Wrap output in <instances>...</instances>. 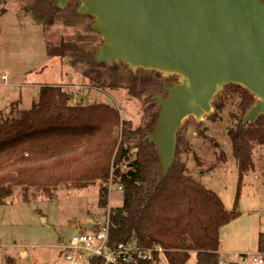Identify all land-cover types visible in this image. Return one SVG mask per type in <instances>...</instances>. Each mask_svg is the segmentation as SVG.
Segmentation results:
<instances>
[{"label":"rangeland","instance_id":"rangeland-1","mask_svg":"<svg viewBox=\"0 0 264 264\" xmlns=\"http://www.w3.org/2000/svg\"><path fill=\"white\" fill-rule=\"evenodd\" d=\"M57 1L1 0L6 12L0 16V121L28 111L37 103L41 87L56 86L69 95L71 106L115 108L120 123H129L131 130L143 129L154 118L156 126L160 101L179 85V78L113 63L100 72L106 87L111 75H116L118 88H96L93 76L84 77L87 67L80 57L67 51L68 45L83 50L99 63L103 41L93 28L94 18L79 13L80 0H70L63 8H58ZM256 2L264 9V0ZM47 44L62 47V57H52ZM134 81L136 95H130ZM240 102L237 89L227 85L212 97L208 114L184 117L175 132L182 145L174 147L172 161L184 165L194 180L219 197L226 211L236 204L238 216L220 230L221 264L237 262L241 255L257 256L259 235L264 234V145L254 147L253 169L240 179L226 135L239 122L252 123L246 118L258 101L254 98L242 112ZM107 185L106 210L98 207L97 184L79 190L60 187L54 200L41 191H16L0 206V264H69L60 250L62 240L99 231L106 226L109 211L122 205L121 188L112 179ZM86 261L83 257L78 264ZM188 264H195L193 254Z\"/></svg>","mask_w":264,"mask_h":264},{"label":"trees","instance_id":"trees-1","mask_svg":"<svg viewBox=\"0 0 264 264\" xmlns=\"http://www.w3.org/2000/svg\"><path fill=\"white\" fill-rule=\"evenodd\" d=\"M5 12L0 7V16ZM67 51L80 57L87 67L84 77L93 76L96 88H118L116 75L104 86L100 72L104 64L69 45ZM47 52L60 58L63 48L47 44ZM133 83L130 95H136ZM231 87L240 96L239 110L246 111L253 96L237 85ZM69 100L60 87L44 86L28 111L0 121V206L18 190L24 194L41 191L54 200L60 187L79 190L97 184L98 207L106 210L107 184L112 179L121 188L122 205L107 215L110 249L134 242L139 251L160 248L167 264H188L191 254L195 264H221L220 230L238 216L236 204L231 212L226 211L219 197L177 161L164 173L153 144L147 141L156 118L143 129L131 130L129 123H120L118 110L111 106H71ZM226 135L241 179L253 169L254 147L264 145V117L248 124L239 122ZM175 141V148L182 145L179 136ZM258 254L264 264V234L259 235ZM87 264L103 261L91 258Z\"/></svg>","mask_w":264,"mask_h":264},{"label":"water","instance_id":"water-1","mask_svg":"<svg viewBox=\"0 0 264 264\" xmlns=\"http://www.w3.org/2000/svg\"><path fill=\"white\" fill-rule=\"evenodd\" d=\"M68 1L58 0V8ZM80 2L79 13L94 18L103 41L99 63H124L180 80L160 101L155 129L147 137L164 173L172 165L182 119L208 114L223 87L237 85L256 98L247 122L264 116V9L256 0Z\"/></svg>","mask_w":264,"mask_h":264},{"label":"built area","instance_id":"built-area-1","mask_svg":"<svg viewBox=\"0 0 264 264\" xmlns=\"http://www.w3.org/2000/svg\"><path fill=\"white\" fill-rule=\"evenodd\" d=\"M1 80H6L2 77ZM67 241V242H66ZM108 222L106 226L99 231H90L79 235H73L60 243L65 260L69 264H78L83 257L87 258L86 264L91 258H99L103 264H136L134 257L142 261H151L152 264H158L163 260L166 263L164 254L160 248L148 251H139L137 245L133 242L128 246H118L110 249L108 247ZM155 258V259H154ZM238 264H262V258L258 254L254 257H238Z\"/></svg>","mask_w":264,"mask_h":264},{"label":"crops","instance_id":"crops-1","mask_svg":"<svg viewBox=\"0 0 264 264\" xmlns=\"http://www.w3.org/2000/svg\"><path fill=\"white\" fill-rule=\"evenodd\" d=\"M88 227H89V225H88ZM22 254V253H21ZM25 255V254H24Z\"/></svg>","mask_w":264,"mask_h":264}]
</instances>
